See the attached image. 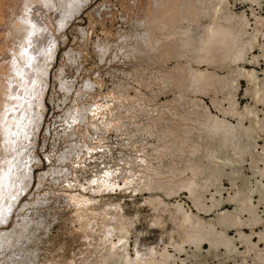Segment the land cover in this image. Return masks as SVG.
<instances>
[{
  "label": "rangeland",
  "instance_id": "rangeland-1",
  "mask_svg": "<svg viewBox=\"0 0 264 264\" xmlns=\"http://www.w3.org/2000/svg\"><path fill=\"white\" fill-rule=\"evenodd\" d=\"M60 4L0 147V264H264V0Z\"/></svg>",
  "mask_w": 264,
  "mask_h": 264
},
{
  "label": "bare ground",
  "instance_id": "bare-ground-1",
  "mask_svg": "<svg viewBox=\"0 0 264 264\" xmlns=\"http://www.w3.org/2000/svg\"><path fill=\"white\" fill-rule=\"evenodd\" d=\"M10 1V2H9ZM29 1V2H28ZM41 1V2H40ZM1 0L0 1V22H3L8 17L10 22L15 21L16 25V31H13L10 35V38L6 40V34L10 32V24L5 23L3 26H0V38H4V41L6 44L3 48H0V79L2 78V87L3 92L0 95V147L1 145H4L3 148H8L7 145L9 142H14L19 137V134H21V127H19L15 122L18 119V117L23 114L24 112H21V109L23 105H26V100L28 102L29 98H25L24 93L28 91L32 92V86L36 82H33L34 80L37 81V77H40L38 68L43 64L42 61L44 59V53L47 52L48 49V37L47 36L48 31H50L51 28L43 22L45 20H41L40 18H36V12L37 10H41L45 8V6H48L52 4V6H56L55 11H62L65 8V4H60L66 1L71 0ZM184 1V0H183ZM194 1V0H193ZM208 2V0H206ZM51 2V3H50ZM189 2V0H188ZM39 3H43L44 7L41 5H38ZM34 4V6H33ZM46 4V5H45ZM48 4V5H47ZM185 4V3H184ZM192 4V3H191ZM197 4V3H195ZM170 5V4H169ZM36 6H39L41 8H37ZM165 6V5H164ZM188 6V5H187ZM186 6V7H187ZM196 6V5H195ZM52 7V8H54ZM201 7V6H199ZM36 10H33L35 9ZM169 8V7H168ZM197 8V7H196ZM167 9V7H166ZM181 9V8H180ZM188 9V8H187ZM194 9V7H193ZM54 10V9H53ZM176 10V9H175ZM190 10V9H189ZM19 11V14L17 13ZM42 11V10H41ZM166 11V10H165ZM194 11V10H193ZM34 12V14H33ZM176 12V11H175ZM201 12V9H200ZM42 13V12H41ZM45 13V11H44ZM39 12L37 13V15ZM214 14V13H213ZM6 17H5V16ZM32 15V17L30 16ZM48 15V14H47ZM201 15V14H200ZM45 16V15H44ZM43 16V17H44ZM28 17L31 19H28ZM49 17V16H48ZM46 18V17H45ZM44 18V19H45ZM157 18V17H156ZM169 18V17H168ZM43 19V18H42ZM48 19V18H46ZM150 19V18H149ZM172 20V19H171ZM170 20V21H171ZM165 21V20H164ZM186 21V20H185ZM196 21V20H195ZM27 22V24H26ZM46 22H49L46 20ZM82 22V21H81ZM157 22V21H156ZM168 23V22H167ZM192 23V22H191ZM196 24V23H195ZM207 24V23H206ZM210 24V23H209ZM159 25V24H158ZM165 26V25H164ZM178 26V24H177ZM207 27V25H205ZM213 26V25H212ZM212 26L211 29L212 30ZM187 27V26H186ZM190 27V26H189ZM196 27V26H195ZM209 27V26H208ZM210 28V27H209ZM190 29V28H189ZM196 29V28H195ZM184 30V28H183ZM187 30V29H186ZM194 30V27L193 29ZM197 30V29H196ZM194 30V31H196ZM209 30V29H208ZM214 30V29H213ZM192 31V32H194ZM198 31V30H197ZM187 32V31H186ZM185 34V32H184ZM194 34V33H193ZM192 34V35H193ZM196 34V33H195ZM212 34V33H211ZM196 36V35H193ZM211 36V35H210ZM186 37V36H185ZM191 38V37H190ZM194 39V38H193ZM50 40V39H49ZM185 40V39H184ZM183 40V41H184ZM195 40V39H194ZM199 40V38H198ZM232 40V39H231ZM192 41V40H191ZM225 41V40H224ZM230 42V40H228ZM1 42V41H0ZM199 42V41H197ZM233 42V41H232ZM193 43H195L193 41ZM170 44V43H169ZM176 44V43H175ZM197 44V43H196ZM231 44V43H229ZM228 46V44H226ZM165 46V45H164ZM169 46V45H168ZM195 47V46H193ZM230 47V46H229ZM227 47V48H229ZM154 48V47H153ZM157 48V47H156ZM168 48V47H167ZM159 49V48H158ZM173 49V48H172ZM226 49V48H225ZM17 50V51H16ZM46 54V53H45ZM8 55V56H7ZM7 56V57H6ZM254 59V56H253ZM13 63V65H12ZM12 65V66H11ZM43 66V65H42ZM39 73H38V72ZM36 73L39 74L36 77ZM4 74V75H3ZM136 74V73H135ZM24 75V77H23ZM35 75V76H34ZM23 78H25V82L23 81ZM6 82V83H5ZM134 82V81H133ZM130 83V82H129ZM136 83V82H135ZM6 84V86H5ZM27 95V96H28ZM133 98V97H132ZM80 99V98H79ZM128 99V98H127ZM124 100V99H123ZM34 101V99H33ZM118 103V102H117ZM73 104V103H72ZM135 105V104H134ZM95 107V106H94ZM138 107V106H137ZM74 109V108H73ZM100 109V108H99ZM31 113V111H30ZM29 113V114H30ZM93 118V117H92ZM116 121V120H115ZM119 122V121H118ZM112 123V122H111ZM241 125V124H240ZM21 126V125H20ZM241 127V126H240ZM173 128V127H172ZM233 129V128H232ZM240 129V128H239ZM242 129V128H241ZM231 130V128H230ZM120 131V130H119ZM174 131V130H173ZM186 131V130H185ZM223 131V130H222ZM225 131V130H224ZM231 132V131H229ZM222 132L220 134L221 141H223V144L226 142V145H229L232 148V151H236V141L235 134H231L233 132L228 134ZM169 134V133H168ZM172 134V133H171ZM180 136V135H179ZM179 138V137H178ZM219 139V137H218ZM218 139H216L218 141ZM215 142V140H214ZM217 144V143H216ZM221 144V143H220ZM157 145V144H156ZM90 146V145H89ZM219 146V145H218ZM225 146V145H224ZM228 146V147H229ZM23 148L21 146H16L13 153L11 154V151L6 152L8 154V157L10 159H17L20 157L21 153L20 151ZM225 149V148H224ZM228 149V148H226ZM230 149V148H229ZM16 150V151H15ZM222 150V149H221ZM231 150V149H230ZM229 150V151H230ZM23 149V153H24ZM228 151V152H229ZM26 152V151H25ZM141 153V152H140ZM239 153V152H238ZM220 154V153H219ZM233 154V153H232ZM264 155V154H263ZM22 156V155H21ZM29 156V155H28ZM240 156V154H239ZM238 156V157H239ZM261 156V155H260ZM23 157V156H22ZM21 157V159H22ZM264 158V156H262ZM19 159V158H18ZM17 159V160H18ZM24 159V158H23ZM220 159V158H219ZM226 159H228L226 157ZM262 159V158H261ZM27 160V159H26ZM143 160V159H142ZM253 160V158H252ZM264 160V159H263ZM258 161V159H257ZM213 162V161H212ZM254 162V160H253ZM264 162V161H263ZM20 163H22L20 161ZM24 163V162H23ZM22 163V164H23ZM143 163V162H142ZM252 163V162H251ZM253 164V163H252ZM21 167V166H20ZM255 167V166H254ZM19 169V168H17ZM16 170H8V173H11L12 177L16 179V177L19 175L20 177L23 176L21 173H18ZM23 169V168H22ZM20 169V170H22ZM19 170V172H20ZM264 170V169H263ZM263 172V171H262ZM67 183V182H66ZM1 184H4V188L8 189L9 191H13L15 188L18 190L20 187V182L15 186L13 182H10L8 178H6L5 181H1ZM58 192V191H57ZM0 197H2V192H0ZM5 198V195H3ZM80 199V198H79ZM23 200V199H22ZM261 200V199H260ZM1 206L3 205V200L0 199ZM24 201V200H23ZM20 206V205H19ZM4 211V210H3ZM261 211V210H260ZM12 228H10L11 231ZM16 230V229H15ZM14 230V232H15ZM10 231L7 230H0V233H6V237H9ZM13 231V229H12ZM12 234V233H11ZM14 234V233H13ZM256 234V233H255ZM13 236V235H12ZM11 237V236H10ZM6 238V239H7ZM14 240V239H13ZM10 241V240H9ZM13 242V241H11ZM10 243V242H9ZM11 245V244H10ZM264 247V246H263ZM264 249V248H263Z\"/></svg>",
  "mask_w": 264,
  "mask_h": 264
}]
</instances>
